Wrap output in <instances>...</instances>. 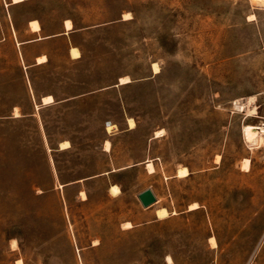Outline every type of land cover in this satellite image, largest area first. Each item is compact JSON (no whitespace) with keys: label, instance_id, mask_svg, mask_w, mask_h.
<instances>
[{"label":"rangeland","instance_id":"obj_1","mask_svg":"<svg viewBox=\"0 0 264 264\" xmlns=\"http://www.w3.org/2000/svg\"><path fill=\"white\" fill-rule=\"evenodd\" d=\"M11 1L0 0V264H264V139L243 133L264 125V0ZM33 18L46 34L66 19L81 28L29 50L52 58L33 71L35 92H91L83 101L33 107L18 45ZM62 140L73 149L57 152ZM143 159L153 173L62 186ZM147 188L169 217L140 223Z\"/></svg>","mask_w":264,"mask_h":264},{"label":"crops","instance_id":"obj_2","mask_svg":"<svg viewBox=\"0 0 264 264\" xmlns=\"http://www.w3.org/2000/svg\"><path fill=\"white\" fill-rule=\"evenodd\" d=\"M25 1H27V0H24L22 2H25ZM22 2H20V3H22ZM10 4H18V3H12V1H11ZM34 19L38 20V22L40 24V29H38V30L32 29V27L30 25L31 20H34ZM31 20H28V22L26 24V29H25V31L29 35L24 39L18 40V45H19V55H20V57H19V62H20L19 68H20V72H21L20 74H21V78L23 79V85H24L25 93H27L31 102L35 103V106H33V107H35L37 110H39V109H42L45 107H57V106H63V105L70 106L72 104L83 101L85 96H87V94H91V92L72 95V96H69L67 98H59L53 92H45V93L35 92V89L33 87L34 76L32 75V73L35 69H40V68L50 66L52 64V58H51V55L47 51H44V50H39L38 52L33 53L32 56L30 57V55L28 53L29 50L33 49V48H42L48 42H51V41L57 40V39H61V38H65L66 35L73 34L75 32H78L79 30H74V27L71 30H67L66 26H65V20H64L60 24L59 30H57L54 33L46 34L45 30L42 29V21L40 19L33 18ZM73 26H74V23H73ZM16 31H18L17 28H15V32ZM72 47H77L80 50V52H81L80 57L75 58L72 56V54H71V48ZM43 56L46 57V60L43 61V63L39 62L38 59L40 57H43ZM67 58L73 62L82 61L83 60V52H82L81 46H79L77 44L70 43V46H68V48H67ZM101 89H103V88H100V90ZM96 92L97 91H95V94H96ZM47 95H52V97H53V102L51 104L50 103L49 104L43 103L44 97ZM12 107L14 109H15V107L20 108L21 105H13ZM34 114L35 113L31 112L29 114H26V116H29V115L33 116ZM20 117H22V115ZM131 129H133V128H131ZM73 147H74V145H73V143H71V146L69 148L61 149L60 144H59V147L56 148V151L57 152L68 151V150L71 151V149H73ZM106 151H109V150H106ZM147 161H149V160L148 159L147 160L146 159L136 160V161L132 162L131 164L121 166V167H117V168H112L106 172H102V173L97 174L95 176H89V177H85V178L75 180L72 182L64 183L62 186L66 187V186L73 185V184H79L80 182L90 180L93 177L103 176L107 173L122 171V170H126L128 168L136 167L139 165H145L147 168V165H146ZM153 191H154V189H153ZM154 193H155V191H154ZM157 197H158V195H157ZM157 203H159V199L153 206L148 207L146 209L147 210L145 213L146 217L140 223L145 224V223H149V222H154V220L159 219L157 216L156 210H157V208L163 207V206L157 205Z\"/></svg>","mask_w":264,"mask_h":264},{"label":"bare ground","instance_id":"obj_3","mask_svg":"<svg viewBox=\"0 0 264 264\" xmlns=\"http://www.w3.org/2000/svg\"><path fill=\"white\" fill-rule=\"evenodd\" d=\"M22 1H24V0H12V3H20ZM30 25H31L32 29H34V30L40 29V24H39L38 20H36V19L31 20ZM65 26H66L67 30L73 29L74 26H73V22L71 21V19H66L65 20ZM71 54L75 58L81 56V52H80V50L77 47H72L71 48ZM38 60H39V62L43 63V61L46 60V57L45 56L40 57ZM154 68L157 69V66L154 65ZM157 71H158V69H157ZM128 81L129 80L127 78H122L121 79V83H125V82H128ZM52 102H53L52 95H47V96L44 97V102L43 103H45V104H49L50 103L51 104ZM15 109H16L15 115L19 116L17 108H15ZM128 121H129V124H130V128H135L136 127V123H135L133 118H129ZM116 128H117V126L114 123L109 122L107 124V130L110 133L113 132ZM158 132H160V131H158ZM243 133L245 135V138L248 140V142L250 144L259 143V142H261L264 139L263 138V136H264V125L262 124V126H259V127L258 126H254V125H245ZM70 146H71V143L68 140H63L60 143V148L61 149L69 148ZM105 146H106V150H110L111 142L108 140L106 142ZM250 164H251V160L249 158H246L245 159V163H244L245 169L248 170L249 167H250ZM146 165H147V169L149 170V173H153L155 171L154 162L149 160V161L146 162ZM177 172H178L177 176H180V177H187L189 175V171H188V169L186 167L179 168ZM110 191H111L112 194L118 195L121 190H120V187L118 185L114 184V185H111ZM81 195L83 196V199L87 198V195H86V193L84 191L81 192ZM197 207H198L197 203H193V204L190 205L189 209H194V208H197ZM156 212H157V216H158L159 219H165V218L170 216V212L168 211V209L166 207H159V208H157ZM124 226L126 228H131V227H133V224L130 221H127V222L124 223ZM96 243H97V241L95 240V244ZM211 243H212L213 246H215L216 245V240L214 238H212L211 239ZM168 261L170 263L173 261L171 256L168 257ZM19 264H21V263H19Z\"/></svg>","mask_w":264,"mask_h":264},{"label":"water","instance_id":"obj_4","mask_svg":"<svg viewBox=\"0 0 264 264\" xmlns=\"http://www.w3.org/2000/svg\"><path fill=\"white\" fill-rule=\"evenodd\" d=\"M138 199L145 208L153 206L158 201L157 195L151 188H147L140 192L138 194Z\"/></svg>","mask_w":264,"mask_h":264},{"label":"trees","instance_id":"obj_5","mask_svg":"<svg viewBox=\"0 0 264 264\" xmlns=\"http://www.w3.org/2000/svg\"><path fill=\"white\" fill-rule=\"evenodd\" d=\"M73 23H74V22H73ZM42 29L45 30V27H44L43 24H42ZM79 29H81V28H76V26H75V24H74V30H79Z\"/></svg>","mask_w":264,"mask_h":264}]
</instances>
